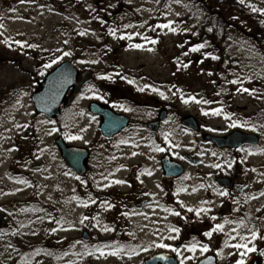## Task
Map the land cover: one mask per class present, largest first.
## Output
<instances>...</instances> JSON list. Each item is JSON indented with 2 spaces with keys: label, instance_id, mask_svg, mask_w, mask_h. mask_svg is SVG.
Returning a JSON list of instances; mask_svg holds the SVG:
<instances>
[{
  "label": "rangeland",
  "instance_id": "374dc122",
  "mask_svg": "<svg viewBox=\"0 0 264 264\" xmlns=\"http://www.w3.org/2000/svg\"><path fill=\"white\" fill-rule=\"evenodd\" d=\"M160 1L0 0V41L9 40L8 44L0 43V214L4 218L0 229V264H144L159 254L173 256L179 264L180 257L170 249L155 247V243L178 246L184 256H190L193 254L184 252L183 245L193 238L208 244L210 251L203 255L195 253V260H186L185 264H197L208 255L215 257L216 264H235L240 256L236 249L223 247L227 240L225 233L249 236L248 229L254 228L259 236H264V196L261 195L264 193V175H261L264 152L260 151L264 149V123L253 117L257 108L252 96L237 91L254 83L264 84V49L246 42L234 31L233 39L225 46L232 64L229 81L242 83L221 84L215 92L210 89L213 73L207 79L205 76L209 73L204 71V62L197 60L198 54L209 47V42H195L196 20L188 17L192 12L191 3L167 0L157 13ZM231 1L247 15L264 22V12L260 11L264 10V0ZM162 24H169L175 31L157 27ZM127 25L131 27H125ZM110 30H115V34H110ZM151 40L157 43L152 44ZM14 41L25 46L20 47ZM136 44L141 47H134ZM199 44L205 47L190 51L189 45ZM64 52L71 55L64 56ZM53 60L56 63H52ZM64 62L78 71H89L91 79L71 109L57 120L36 115L31 103L33 92L48 72ZM45 64L51 67L45 68ZM184 64L190 66L184 68ZM98 76L111 78L98 79ZM128 80L134 83L129 84ZM145 84L158 91L137 90ZM190 95L209 103H184L181 97L187 99ZM93 102L106 104L115 113L139 124L153 121L162 109L166 111V118L162 129L155 134L143 130L131 137V133H126L123 138L107 144L98 132L99 119L88 112ZM216 108L222 109L220 115L211 114ZM204 112L209 114H202ZM186 116L196 120L200 127L197 133L181 126ZM226 116L229 119H225ZM233 121L240 126L230 127ZM53 127L57 130L46 134ZM233 131L258 138L257 146L245 147L254 154L239 150L228 160L231 168L210 167L213 163L225 165L228 162L221 159L215 148L203 142V135L224 137ZM68 136L81 139H68ZM57 137L75 147L90 146L103 160L111 157L104 167L109 181L97 189L91 186L87 191L80 186L54 145ZM154 146L163 147L165 151H154ZM133 152L137 155L133 156ZM213 152L217 156H213ZM163 154L180 166H184L180 156L194 154L200 159V165H185L184 176L170 185L171 190L166 192L170 207L160 206L153 198L145 211H136L125 200L121 201L132 191L114 183L116 178L125 175L118 162L131 166L144 163V171H150L151 175L146 174L141 183L158 194L157 162ZM215 173L234 180L245 192L253 187L259 189L258 207L251 203L248 209L243 208L245 212L241 215V209L231 198L225 204V196L216 194L219 189L213 182ZM205 175L207 177H203ZM18 180L27 183H17ZM202 182L212 187L201 188ZM181 187L187 191L177 193ZM193 188L197 191L193 192ZM116 192H121L122 196L116 197ZM178 201L183 202L185 208H181ZM204 201L211 203H202ZM108 204L112 207H107ZM162 207L181 215L166 211L165 214ZM199 207L210 208L212 212L197 217L194 212L186 211V208ZM215 214L220 215V219ZM211 216L217 219L213 221ZM225 217L232 220V224L213 233L211 239L202 235L215 223H223ZM240 221L246 227H237ZM104 226L112 230L103 231ZM169 226L180 229L178 238H167L176 235L167 231ZM233 228L237 231L232 232ZM83 233L87 234V240H83ZM84 245L88 246V251L94 246L106 245L118 246L124 251L108 255L106 250L104 256L98 253L89 256L84 254ZM251 246L257 250L248 253L244 261L256 256L264 264L261 254L264 239L258 238ZM131 249H135L136 254H132ZM217 249H223V258L216 255Z\"/></svg>",
  "mask_w": 264,
  "mask_h": 264
},
{
  "label": "water",
  "instance_id": "95a60500",
  "mask_svg": "<svg viewBox=\"0 0 264 264\" xmlns=\"http://www.w3.org/2000/svg\"><path fill=\"white\" fill-rule=\"evenodd\" d=\"M90 77L89 71H78L68 62L61 63L53 70L48 72L42 82L37 86L31 96V103L35 114L42 115L52 120L59 116L60 105L69 90L70 96L67 98L64 107L68 108L72 100L79 94L81 88L86 84ZM88 112L100 119L99 133L105 139H111L120 130L127 127L128 118L115 113L107 105L99 103H90ZM166 112H160L159 121H164ZM158 123L150 125L151 130H155ZM181 126L185 129L196 131L198 126L196 120L191 116H186L181 120ZM204 140L211 141L217 148L227 147L237 150L242 146H257L258 138L254 135L244 134L239 131H233L225 137L205 136ZM59 148L61 158L66 166L78 175L84 172V159L86 150L80 147H66L60 139L56 141ZM162 169L167 177H177L182 174V167L173 162L169 156H165L161 160ZM220 185L227 186V180H219ZM228 187V186H227ZM4 223L3 215L0 214V229ZM83 240H87L88 236L83 233ZM111 240L107 241L110 242ZM161 256L167 259H160ZM144 264H177L173 256L163 254L156 255L148 259ZM197 264H216V259L212 255H208ZM245 264H261L259 258L251 256Z\"/></svg>",
  "mask_w": 264,
  "mask_h": 264
},
{
  "label": "flooded vegetation",
  "instance_id": "af4514ba",
  "mask_svg": "<svg viewBox=\"0 0 264 264\" xmlns=\"http://www.w3.org/2000/svg\"><path fill=\"white\" fill-rule=\"evenodd\" d=\"M71 94V90L68 91V93L66 94L64 101L61 103L60 105V115L58 116V118L65 113L66 111H69L76 99V97L72 100L71 104L69 105L68 108H65V102L67 100V98L70 96ZM79 95V94H78ZM164 110V109H162ZM160 110V112L162 111ZM160 112L158 113L157 117L150 122L147 123H143V124H139L138 122H133V120L131 118H129L128 116H126L128 118V123H127V127L120 130L114 137H112L111 139H105L101 136L103 142L105 143H112V141L117 140L119 138H123V136L126 133H131V137L133 136H137L139 133V131H143L145 130L146 132H148L149 134H155L157 132H159V130L162 129L163 123L165 121H159V115ZM58 118H55L54 120H57ZM99 119V118H98ZM154 123H158L156 129L153 131L150 129V125L154 124ZM99 125H100V119H99ZM198 128L196 131H194L195 133H197L200 129L199 125L197 124ZM141 128V129H140ZM187 130V129H186ZM192 131V130H191ZM225 136V135H224ZM204 135L202 137L203 142L210 144L213 148H215V151L218 154H223L221 155V159L224 162H228V160L230 158H232V155L235 152H238L241 148H245L248 146H243L240 149L237 150H233L231 148H227V147H222V148H217L211 141L209 140H204ZM60 139L62 141V143L66 146H75V145H69L66 142H64V140H62V138H56L54 141V145L56 147V149L58 150L59 154V148L56 144V141ZM79 147V146H76ZM90 147V146H89ZM84 148L86 149V156L84 159V172L82 173V175H78L76 174L74 171L69 170L70 174L77 180L80 182H77L80 186H84L86 188V191L88 189H90L91 186H95V188L97 189L99 186H104L107 182V180L109 181L108 174L105 173L104 171V167L107 165V163H110V159H112L111 157L107 158L104 157L103 160L102 157L95 155V152H92L91 148ZM82 148V147H80ZM61 156V154H60ZM168 156L166 154H163L161 156V158L158 159V170H157V177H158V183H157V189L159 191V193L157 194V192H154L153 190H151L150 188H148L146 186V184L141 183L143 182V179L146 178V172L143 169L144 163L142 164H137L136 166H131V165H126L123 164V162H118L119 163V169L123 171H125V175L124 176H120L118 178H116L115 180H121L124 181V183L120 184L123 186H127L129 190L132 191V194H128L126 197L121 198V201L125 200L124 202L129 203V205H132L134 210L136 211H145L146 208L151 205L153 203V198L154 200L161 205L168 206L167 203V199H166V192L171 188L170 185H173L175 182H177L179 179H181L186 170V166H193V167H197L198 165H200V159L196 158L194 154L191 155H184L183 157L185 158L183 161V165L182 167V174L180 176L177 177H167L164 173V170L162 169V164H161V160L165 157ZM108 159V160H107ZM171 159V158H170ZM111 163H113V161H111ZM141 163V162H140ZM121 170H119V172H121ZM200 173H198L199 175ZM122 175V174H121ZM139 176V179H137V177ZM212 176V175H210ZM76 177H79V179H77ZM203 177H207L206 175ZM213 182L214 184L218 187V189H223L225 191H227L229 193L228 196H225V201L224 203L227 204L228 200L231 198L232 202L235 201V205L237 207H239L240 210V214L243 215L244 214V209H248V205L249 204H254L255 207H258V203H259V199L257 197L258 193H259V189H254V187L249 190L248 192H245L242 187H237V184L235 183L234 180L226 177V176H222L219 177L217 173L213 174ZM219 180H227V186L226 185H220L218 183ZM201 184L205 185V182H202L199 184V186ZM159 186V187H158ZM250 187V185H248ZM206 191H208V189H205ZM208 193V192H207ZM116 197H121L122 194L121 192H116L115 193ZM159 195V196H157ZM210 196V195H209ZM234 205V204H233ZM128 205H124V207L126 208ZM163 209H165L164 207H162ZM244 208V209H243ZM165 214L166 212L163 211ZM212 212V211H211ZM260 215V214H259ZM219 219H220V215H216ZM176 248L178 246H175Z\"/></svg>",
  "mask_w": 264,
  "mask_h": 264
},
{
  "label": "trees",
  "instance_id": "16d2710c",
  "mask_svg": "<svg viewBox=\"0 0 264 264\" xmlns=\"http://www.w3.org/2000/svg\"><path fill=\"white\" fill-rule=\"evenodd\" d=\"M166 1H160L157 13L165 6ZM188 1L192 5V12L188 17L196 20L194 28L195 42L200 40L209 42V47L198 54L197 60L204 62V71L206 73H213L210 83L214 89H210L218 92L217 89H219L221 84L228 85L229 83L232 64L229 55L225 52V46L233 39V32L238 33L246 42L257 44L264 49V22L247 15L238 7L236 8L231 0ZM187 40L191 41V38H187ZM192 46L189 45V48L191 49ZM186 51L189 53L188 49ZM186 56L189 57V54ZM213 56L216 59H212ZM205 77L208 79L210 75L208 74ZM262 85L263 88L261 87ZM247 89L255 90L251 94L246 92V94L252 96V102L257 108V112L253 114V117L264 123V84L254 83L249 85ZM217 101L214 100V102Z\"/></svg>",
  "mask_w": 264,
  "mask_h": 264
},
{
  "label": "snow or ice",
  "instance_id": "6c2138e0",
  "mask_svg": "<svg viewBox=\"0 0 264 264\" xmlns=\"http://www.w3.org/2000/svg\"><path fill=\"white\" fill-rule=\"evenodd\" d=\"M21 2H23V0H21ZM240 3H244V0H239ZM252 10L253 11H257V9L255 7H252ZM262 12H264V10H260ZM2 27V26H0ZM125 27H131V25H127ZM157 27L159 28H169V30L171 31H175V29H172L170 28V25L169 24H162V25H157ZM84 33H80V35H83ZM110 34H115V30H110ZM121 39H124L125 36H121L120 37ZM128 39H131V36H128L127 37ZM147 39V38H145ZM0 43H5V44H8L9 43V40L8 39H5L3 41H0ZM14 43L18 44L20 47H24L25 45L20 42V41H14ZM65 43H67V41H65ZM150 43L152 44H156L157 41L156 40H151ZM29 47H32L31 45H28ZM134 47L136 48H140L141 45L140 44H136L134 45ZM205 47V44H199V45H196L194 47H192L190 49L191 52H197L199 51L200 49L204 48ZM188 53H184V55H187ZM64 56H68V55H71L70 52H64L63 53ZM59 59V58H58ZM212 59H216V57H212ZM52 63H56V60H53ZM92 63H95V61H92ZM45 68H49L51 67V64H45L44 65ZM184 68H187L188 65L187 64H184L183 65ZM117 75H119L117 73ZM209 75H211V73H209ZM98 79H110L111 77L110 76H98L97 77ZM121 79H124V77H121ZM128 83L129 84H132L134 83L133 81L131 80H128ZM229 83H232V84H237V83H242L241 81L239 80H232V81H229ZM148 88H151L152 91H158L156 88H153L152 86L150 85H147L145 84L143 87H140L138 88L137 90L138 91H141L143 92L145 89H148ZM237 91H243V92H248L249 94H251L252 92H254L255 90H249L247 88H240L238 89ZM160 95L163 97V93H160ZM183 102L184 103H188V102H195V103H209V101H206V100H196L195 97L193 96H188L187 99H184L183 96L181 97ZM125 110H128V109H125ZM222 112V109L220 108H216V109H213L211 111V114L212 115H220ZM204 115H208L209 113L207 112H204L202 113ZM225 119H229V117H225ZM43 123V122H41ZM48 123H53L52 121H48ZM230 127H237V126H240L238 124V122L236 121H233L230 125ZM16 127H21V125H16ZM23 127H28V125H23ZM57 129L56 128H52L49 132H47L46 134L50 135L52 132H55ZM253 131H255V128L252 129ZM82 131H84V129H82ZM68 139H81V137L79 136H68L67 137ZM165 139L167 140V136L165 137ZM123 142V141H122ZM174 147H178L179 145H173ZM154 151H157V152H164L165 151V148L163 147H159V146H154ZM240 151H243V152H247L249 155H252L254 154L250 149H247V148H241ZM261 152H264V149H261L260 150ZM200 155H203V153H199ZM133 156L137 155L136 152H133L132 153ZM213 156H217V153L213 152L212 153ZM223 155V154H221ZM179 159H185L183 156H180ZM210 167L212 168H217V169H222L224 167H227V168H231L232 167V163L231 162H228L226 163L225 165H222L221 163H213L210 165ZM253 171H255V169H253ZM147 175H151V172H147L146 173ZM261 175H264V173H262ZM77 179H79V177H76ZM137 179H139V176L137 177ZM185 179H187V177H185ZM17 183H27V181H23V180H18L16 181ZM114 183L116 184H122L124 183V181H121V180H116L114 181ZM107 186V185H106ZM159 187V186H158ZM201 188L203 187H212V185H204V184H201L200 185ZM187 190L183 187L181 188H178L177 189V193L179 192H186ZM193 192L197 191L196 188H193L192 189ZM218 196H221V197H224V196H228L229 193L223 189H219L217 190V193H216ZM5 195H7V193H5ZM262 196H264V193H261ZM92 203H95V201L93 200ZM106 203V202H105ZM178 203L180 204V207L181 208H185V205L183 204V202L181 201H178ZM202 203H205V204H209L211 203L210 201H204ZM235 203V201H234ZM86 206V205H85ZM150 206V205H149ZM107 207L111 208L112 205L108 204ZM164 211L166 212H169L170 214L172 215H176V216H180L181 213L178 212V211H175L173 209H170V208H165L163 209ZM186 211L188 212H194L195 215L197 217L201 216V214H207L208 212L211 211L210 208H205V207H199V208H196V209H193V208H186ZM142 214V213H141ZM125 215H127V213H125ZM211 220L215 221L217 219V217L215 216H211L209 217ZM84 219H88V217H84ZM92 219H97L96 217H93ZM81 223H83V220L80 221ZM99 223V221H97V224ZM226 224H232V220H230L229 218L225 217L223 218V223H215L213 225V227L204 232L202 235L204 237H206L207 239H211L213 233L215 232H221L223 231L224 227ZM94 227H96L97 225H93ZM246 227L243 223V221H240L239 225L237 227ZM103 231H111L112 229L109 228L108 226H104ZM53 231H55V229H53ZM167 231L169 233H175L176 235H170L168 236L167 238L168 239H176L178 238V235L180 233V229L175 227V226H169ZM237 229L236 228H233L232 229V232H236ZM250 235L249 236H245V235H239V236H234V235H228L227 233H225V235L227 236V240H225L224 242V245L223 247H231L233 249H236L238 251V254L240 256V259H237L235 264H245V261H244V257L248 254V253H251V252H254L256 251L257 249L254 247V246H251L252 243L257 240L258 238H261V239H264V236H259L258 235V231L256 229H248ZM164 238L161 237V240H163ZM236 243H229L228 241H237ZM77 243H80L79 241ZM155 247H158V248H167V249H170V251L174 252L176 254L177 257H180V260H179V264H185V261L186 260H195V253L199 252L201 255H203L204 253H208L210 251V248H209V245L206 244V243H201L199 240H196L195 238H193V241L192 242H189L185 245H183V251L184 252H188V253H192L193 255H190V256H184L181 249L180 248H176V247H172L171 245L169 244H166V243H163V242H159V243H155L154 245ZM84 248H85V253L86 255H93L94 253H98L100 256H104L106 254V250H107V254L108 255H117L118 253H121L124 251L123 248L121 247H118V246H104V247H97V246H94L93 247V250L92 251H88V246L87 245H84ZM132 252V254H136L135 253V249H131L130 250ZM144 251H147V249L145 248ZM38 254V253H37ZM262 255H264V252L261 253ZM216 255L223 258V249H217L216 250ZM160 259H167V257H164V256H161Z\"/></svg>",
  "mask_w": 264,
  "mask_h": 264
}]
</instances>
